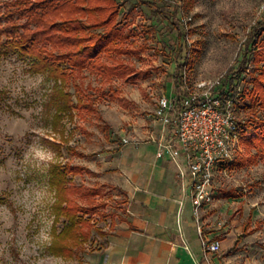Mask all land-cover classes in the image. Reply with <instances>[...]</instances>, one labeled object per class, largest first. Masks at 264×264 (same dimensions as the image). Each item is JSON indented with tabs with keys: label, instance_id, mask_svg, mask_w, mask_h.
<instances>
[{
	"label": "rangeland",
	"instance_id": "1",
	"mask_svg": "<svg viewBox=\"0 0 264 264\" xmlns=\"http://www.w3.org/2000/svg\"><path fill=\"white\" fill-rule=\"evenodd\" d=\"M119 1L126 11L139 0ZM153 1L169 13L153 14L147 4L133 8L127 18L123 11L114 22L127 34L117 44L126 52L102 57L110 64L120 63L122 73L109 79L85 69L71 76L64 88L73 94L70 110L57 100L60 84L47 72H33L30 59L7 46L5 35L0 38V264H88L89 256L105 244L110 221L123 209L124 199L115 185L104 182L100 170L108 157L103 150L111 146L108 137L127 131L132 122L155 118L160 97L174 94L169 76L179 29L171 12L178 0ZM178 16L190 30L188 83L218 85L229 68L240 65L250 30L264 17V0H188ZM260 48L263 54V43ZM250 66L241 88L250 87L258 73L255 64ZM74 84L94 87L87 94L97 111L79 112L77 97L83 94ZM88 99L84 95L83 102ZM233 104L239 122L234 157L240 161L249 154L246 140L264 121V108L242 95ZM248 119L252 120L243 124ZM69 146L85 155H76ZM67 162L90 167L70 174L59 186L52 180V169ZM214 189L220 199L226 198L223 189L240 194L222 200L219 210L224 214H215L216 224L229 225L238 234L250 213L252 225L264 219V158L242 167L220 164ZM74 217L83 223L76 224ZM245 240L253 246L241 254L264 264V223Z\"/></svg>",
	"mask_w": 264,
	"mask_h": 264
},
{
	"label": "trees",
	"instance_id": "2",
	"mask_svg": "<svg viewBox=\"0 0 264 264\" xmlns=\"http://www.w3.org/2000/svg\"><path fill=\"white\" fill-rule=\"evenodd\" d=\"M188 0L175 2L171 12L172 21L179 29L178 45L175 48V55L172 62V73L169 76L174 82L175 92L178 93L177 102L180 105L184 91L183 68L190 64L191 47L188 45L187 36L190 33L188 27L179 19V13L183 11ZM147 4L152 8L153 14H167L157 2L153 0H139L134 7L124 10V2L119 0H11L0 3V14L5 13L4 20L0 17V25L7 23V26L0 28V38L6 36L5 44L15 50L22 58L31 61L30 69L36 73L47 72L59 83L58 98L63 109H72L73 94L65 91V85L71 76L77 77L85 69H90L98 74L105 73L110 79L113 75H120L123 67L120 63L110 64L102 60L103 54L123 53L126 50L118 47V42L126 39L127 34L119 28V23L114 22L123 11L127 18L133 8ZM25 18L26 21H18ZM35 28V30H33ZM97 30L90 33L91 30ZM264 44V17L258 21L250 30L245 42L240 65L232 66L227 70L216 93L223 105L229 100L235 101L239 95L247 97L251 102L259 103L264 108V53L260 51V45ZM163 49H166L163 47ZM258 71L252 78L250 87L241 88V84L252 66ZM120 65V66H118ZM75 85V90L83 94L77 97V108L79 112L88 110L97 111L95 106L90 105L94 101L87 94V89H94L91 84L82 87ZM112 88V86H111ZM87 96L90 102H83ZM60 104V102H59ZM61 108V110H62ZM56 113L60 117L62 111ZM252 119L244 120L248 124ZM260 121V120H258ZM239 124V122H238ZM259 128L250 136L245 145L248 156L237 161H226L223 167L245 166L258 163L264 158V121H260ZM258 127V126H257ZM71 152L83 156L84 153L69 146ZM255 151V152H252ZM88 170L82 164L67 162L62 166H54L52 169V180L59 186L64 185L70 174H78ZM231 196H237L233 190L227 191ZM76 215V212L73 213ZM264 220L258 221L256 228H259ZM74 222L83 223L80 218L74 217ZM250 223L244 225V232L249 229ZM242 235L238 241L242 239ZM237 241V242H238Z\"/></svg>",
	"mask_w": 264,
	"mask_h": 264
},
{
	"label": "crops",
	"instance_id": "3",
	"mask_svg": "<svg viewBox=\"0 0 264 264\" xmlns=\"http://www.w3.org/2000/svg\"><path fill=\"white\" fill-rule=\"evenodd\" d=\"M127 129L109 135L111 146L102 152L108 157L100 167L104 182L124 195L123 209L110 221L105 244L89 256L88 264H263L241 252L253 246L245 238L260 230L264 221L255 229L257 222L264 219L252 225L250 213L238 234L214 220L215 214H224L219 210L222 200L236 199L238 192L234 197L223 189L226 198L220 199L213 183L214 204L203 209L201 224L204 236L220 240L221 249L205 252L190 188H183L169 153L157 154L160 142L174 138L171 129L157 116L132 122ZM246 222L250 226L244 232Z\"/></svg>",
	"mask_w": 264,
	"mask_h": 264
},
{
	"label": "built area",
	"instance_id": "4",
	"mask_svg": "<svg viewBox=\"0 0 264 264\" xmlns=\"http://www.w3.org/2000/svg\"><path fill=\"white\" fill-rule=\"evenodd\" d=\"M190 56V55H189ZM188 65L183 68L185 95L179 105L178 93L159 99L155 114L171 129L174 138L160 142L157 152H168L176 166L183 188H190L198 231L207 253L221 249L220 240L203 234L201 216L204 208L214 204L213 183L220 164L234 159L239 136L234 104L223 105L216 93L217 82L188 83Z\"/></svg>",
	"mask_w": 264,
	"mask_h": 264
}]
</instances>
